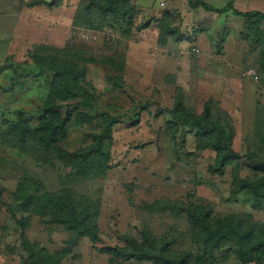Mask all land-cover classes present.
I'll return each mask as SVG.
<instances>
[{
	"label": "rangeland",
	"instance_id": "1",
	"mask_svg": "<svg viewBox=\"0 0 264 264\" xmlns=\"http://www.w3.org/2000/svg\"><path fill=\"white\" fill-rule=\"evenodd\" d=\"M35 1L0 0V129L20 114L31 117L32 126L39 119L51 72H40L30 60L29 51L38 44L72 46L89 59L86 82L92 106L56 103L62 113L72 114L61 146L73 151L91 143L88 134L98 133L102 126L93 119L95 111L109 112L116 123L111 129L109 169L98 168V174L82 177L71 175L57 160L40 163L0 142V264H42L22 247V230L15 221L22 217L28 219L23 233L30 245L51 256L65 251L57 264H153L100 251L122 245L124 236L166 240L175 252H190L193 260L205 255L210 249L193 240L186 215L166 203L209 206L212 216L236 215L264 224V201L254 207L252 196L233 192L234 165L224 168L221 176L211 174L214 151L197 149L195 132L175 126L168 115L178 89L185 104L198 112L206 100L218 101L231 122L232 147L240 155L237 176H261L252 164L264 158V125L259 131L255 125L257 104L264 108V82L259 74L257 78L246 74L249 68L256 69L258 55L256 46L242 38L244 24L232 29L233 25L223 23L229 22L223 15L192 12L186 0H128L120 8H132L129 25L110 21L101 29H82L72 25L80 0H42L33 5ZM163 19L173 21L175 37L182 41L169 37L162 44ZM202 20L206 25L220 22L221 32L227 30L220 35L227 39L224 55L218 46L209 47L208 42L203 46L196 40L197 23ZM144 24L148 27L137 29ZM192 47L199 52H192ZM63 188L99 203L95 243L81 237L71 246L70 234L60 225L46 224L37 207L12 216L9 207L29 193ZM237 252L229 243L211 250L207 258L211 257L210 264H254L243 263Z\"/></svg>",
	"mask_w": 264,
	"mask_h": 264
},
{
	"label": "trees",
	"instance_id": "2",
	"mask_svg": "<svg viewBox=\"0 0 264 264\" xmlns=\"http://www.w3.org/2000/svg\"><path fill=\"white\" fill-rule=\"evenodd\" d=\"M186 1L190 9L200 7L217 15L231 11L232 14L243 19L244 34L247 35L243 34L242 38L256 46L257 65L256 69H252L260 75V82L263 83L264 29L261 24L264 23V10L241 12L233 7L231 1L221 8L210 4L207 0ZM43 2L37 0L32 4L40 5ZM125 3H128V0H80L73 13L72 25L82 29H101L110 21L117 25H129L133 15L132 8L129 7L127 10L120 8V4L125 5ZM95 21H99V25H96ZM171 26L173 21L167 19H163L159 24L162 44H165L169 37L177 42L183 40L181 37H175L176 29ZM147 27L148 24H144L137 29ZM212 45L218 46L220 51L224 47L219 42ZM84 55L82 50L72 46L59 48L47 44L35 45L29 51L30 60L40 69V72H51L48 93L38 109L39 119L32 126L30 125L31 117L20 114L14 123L0 129V142L3 145L17 148L40 163L50 159L57 160L70 170L71 175L76 174L79 177L87 173L98 174L100 172L98 168L101 172L109 169L107 161L112 140L111 129L116 123L109 112L96 113L95 111L93 119H97L102 126L98 133L88 134L91 143L73 151L61 146L68 135V125L72 121V114L68 111L62 113L56 105L57 101H76L78 107L92 106L93 98L87 89L86 82L88 72L85 62L89 59ZM178 92L173 109L168 111L172 124L195 132L197 149L211 148L214 151L215 161L208 168L211 174L221 176L224 168L234 165L233 192L250 195L254 198L253 206L259 205L261 201H264V158L254 159L252 164L253 168L261 173L260 177L256 175L252 178L238 177L236 162L240 155L232 147L234 133L229 117L222 110L220 103L210 98L203 102L202 109L198 112L197 109L187 106L182 91L178 89ZM262 124L264 125V108L257 104L255 125L258 131L261 130L259 126ZM166 205L186 215L193 233V240L195 238L197 244H203L205 248L210 249L205 255L193 260L190 252L177 253L171 249L170 242L148 238L147 235H144L141 240L133 236H124L122 245L101 248L100 251L125 260L148 261L153 264H210L211 257L208 259L207 256L209 257L211 250L232 243L238 249L237 255L243 263H264V224L255 225L236 215L212 216L209 206L182 202L166 203ZM31 207L38 208L37 212L45 218L46 224L60 225L64 231L68 232L70 234L68 242L71 246L75 245L76 240L81 237L88 238L93 243L99 239L97 225L99 203L76 195L70 188L40 194L29 193L9 209L12 216L16 218L15 211L29 212ZM15 221L22 230L21 239L24 250L30 256L39 258L42 264H57L65 251L51 256L45 249L30 245L23 233L28 219L22 217Z\"/></svg>",
	"mask_w": 264,
	"mask_h": 264
},
{
	"label": "crops",
	"instance_id": "3",
	"mask_svg": "<svg viewBox=\"0 0 264 264\" xmlns=\"http://www.w3.org/2000/svg\"><path fill=\"white\" fill-rule=\"evenodd\" d=\"M207 1L214 6H216L214 1H220L221 5L216 6L218 8L225 6L229 1H231L233 3V7L235 9H237L238 11H241V12L263 11L264 10V0H207ZM201 10L205 11L204 9L199 7V8L192 9V12L201 13L202 12ZM205 12L213 14V12H209V11H205ZM222 15L224 17H226L225 18L226 21L229 19V22H223V23L226 24V26L228 24L233 25L232 27L229 25L232 29H237L236 26L237 27L240 26L239 23H242V24L244 23L242 18L235 16L234 14H232L231 11H228ZM232 18H235V19H232ZM205 23L206 22L203 20L199 21L197 23L199 26V27L197 26V28H199V30L197 31V34H195V36H196V40L198 41V43H200V45L204 46L207 44L206 42H208V45L210 47L212 44L219 42L222 44V46H224L225 41H227V39L224 40V37L221 38V36L228 34L227 30H224L226 32H224V31L221 32L220 22H217L214 25H210L209 23H208L209 25L208 24L206 25ZM202 24H205V25H202ZM204 26H206V28ZM261 26L264 29V23L261 24ZM232 32L234 34V31H232ZM205 38H206V40H205ZM236 38H238V37H236ZM223 53H224V51H221V55Z\"/></svg>",
	"mask_w": 264,
	"mask_h": 264
},
{
	"label": "built area",
	"instance_id": "4",
	"mask_svg": "<svg viewBox=\"0 0 264 264\" xmlns=\"http://www.w3.org/2000/svg\"><path fill=\"white\" fill-rule=\"evenodd\" d=\"M160 6L163 7L164 6V1H160ZM192 52L194 53H198L199 50L197 48H192L191 49ZM248 76H253L255 75L256 77V71L254 69H249L248 72L246 73ZM257 78V77H256Z\"/></svg>",
	"mask_w": 264,
	"mask_h": 264
}]
</instances>
